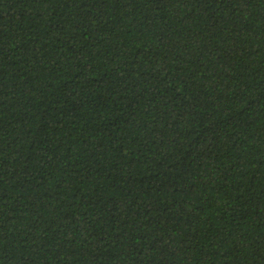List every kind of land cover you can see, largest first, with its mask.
Returning <instances> with one entry per match:
<instances>
[{"label":"trees","instance_id":"16d2710c","mask_svg":"<svg viewBox=\"0 0 264 264\" xmlns=\"http://www.w3.org/2000/svg\"><path fill=\"white\" fill-rule=\"evenodd\" d=\"M0 264H264V0H0Z\"/></svg>","mask_w":264,"mask_h":264}]
</instances>
